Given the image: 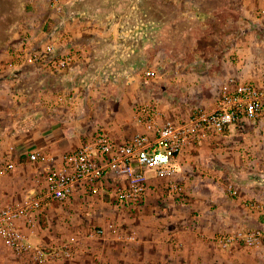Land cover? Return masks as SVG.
<instances>
[{
    "label": "crops",
    "instance_id": "0c3cea01",
    "mask_svg": "<svg viewBox=\"0 0 264 264\" xmlns=\"http://www.w3.org/2000/svg\"><path fill=\"white\" fill-rule=\"evenodd\" d=\"M7 1L8 6L0 4V167L7 162H14L16 168L0 177V206L21 202L44 188L46 167L30 161L29 152L42 149L60 155L65 150H55H74L86 140H82L79 132L72 139L60 136L53 127L57 124L52 119V113L64 98H57L52 92V86L57 88L58 83L63 85L67 81V75L62 71L69 69V73H75V70L88 65L96 68L112 62L111 65L118 74L115 79L118 86L114 91L119 97V108L123 112L121 114L125 115H121L122 119L111 129L112 135L109 134L108 127L98 130H104L113 138L124 139L143 131L134 119V106L139 96L146 97L143 102L150 99H147V89L138 84L139 75L135 73V69L150 63L149 54L157 45L161 50L168 51L171 31L183 30V22H186L184 26L189 29L192 26L194 31L203 27L212 36L224 35L229 41L226 46L234 43L235 36L241 37L243 53L255 52L257 47L264 48V0H212L214 9L210 14L201 9L199 0H184L185 4L194 2L199 9L192 15L183 10L177 16L164 12V6L170 0H66L63 2L62 12L53 7V0H23L22 12L14 10L13 0ZM159 5L162 6L161 11L158 9ZM222 11L227 15L224 19L220 18ZM208 16L215 19L216 24L207 25ZM234 16L239 18L236 22L245 28L235 31ZM43 19L50 22L46 30L38 24ZM59 28L67 34L61 50H66L68 46L80 50L79 56L68 68L52 70L43 63H24L19 60L17 54L25 41H31L35 48H41ZM257 38L261 39V43ZM10 63L14 66H10ZM197 67L200 68L201 64ZM228 67L233 68L232 65ZM231 75L257 86L264 85V77L259 75L231 72L227 78ZM46 76H49V85L45 80ZM225 80L217 77L209 80V84L217 89L213 96L202 100L204 104L200 107H215L220 83ZM159 106L167 117L174 118L163 104ZM254 124L256 123L247 122L231 126L223 134L197 141L179 155L175 178L184 184L185 192L175 196V202L166 200L173 197L167 194L168 179L156 176L153 170H147V199L143 205L133 209L136 219L144 222V230L150 235L141 238L140 242L149 251L146 262L154 264L159 259V264H264V250L254 253L249 251L250 247L242 244L232 253H215L214 249L209 252L210 248H207L208 252L198 251L173 257L156 254L162 252L159 247L161 242L160 238H153L155 233L150 230L154 224H160L164 234L178 235L182 241L199 245V249L204 250L207 245H217L214 237L219 233L236 228H264V125L259 128ZM249 125H252L253 130L246 128ZM242 126H245L247 137L251 136V147L247 149L248 155L243 162L241 174H221L213 163V166L202 168L193 153L195 146L218 141L227 136L229 131ZM249 155L253 157L250 158ZM228 184L234 185L238 191L236 196L227 192ZM97 196L99 194H88L80 189L66 203L49 204L41 214L39 226L31 236L32 241L49 244L56 237L54 232L49 234L54 224L60 225L58 222L67 219L76 202L92 200ZM251 204L260 207H253ZM57 206L64 209L60 210ZM157 213H160L159 216ZM45 220L48 226L43 230L42 222ZM70 236L78 235L70 233L67 238ZM102 241L99 238L89 239L84 252L94 249ZM0 242L2 243L1 239ZM1 243L4 253L9 251L15 257ZM129 243L131 242L126 244ZM4 258L10 259L8 255H4Z\"/></svg>",
    "mask_w": 264,
    "mask_h": 264
},
{
    "label": "rangeland",
    "instance_id": "374dc122",
    "mask_svg": "<svg viewBox=\"0 0 264 264\" xmlns=\"http://www.w3.org/2000/svg\"><path fill=\"white\" fill-rule=\"evenodd\" d=\"M12 2H14L12 4L14 10L22 12L24 9L23 0H13ZM1 3L8 6L9 1L0 0ZM198 3L201 4V9L206 10L208 14L214 9L212 0H199ZM158 9L161 11L162 6L159 5ZM198 9L199 7L194 2L185 4L184 0L181 2L180 0H170V3L164 6V12L173 16L179 15L183 10L187 12L186 14L192 15ZM225 15L226 13L222 11L220 18L224 19ZM238 19L234 16L235 31L245 28L236 22ZM206 20H209L206 21L207 25L216 24L215 19L210 16ZM210 20H213L212 23ZM34 23L36 26L39 24L40 28L45 30L50 26L48 19L40 20L38 24ZM183 24L186 25V22ZM184 25H182L183 30L171 31L168 51L161 50L160 46L157 45L156 48L154 47V51L149 54L150 63L135 69V73L137 72L139 75L138 84L147 89V99L150 98L149 101L163 104L166 107L165 110L169 111L174 118L180 120L188 118L197 107L204 104L202 100L215 94L217 88L213 84H209L211 78L217 77L225 80L231 72L234 74L236 72H240V74L251 73L259 75L261 78L264 77V50H262L264 48L257 47L255 52L243 53L241 37L235 36L234 43L231 46H226L227 39L224 35L215 37L210 33L207 34L203 27L194 31L192 26L189 29ZM257 41L261 43V39L257 38ZM111 64L106 63L103 67L96 68L93 65H88V67L75 70V73L74 71L69 73V69L64 70L65 72L62 71L67 75L65 76L67 81L63 82V85L58 83L57 88L52 86V92L55 96L64 98L58 102L57 108L52 113V119L57 124L53 127L56 128L58 135L72 139L77 137L79 132L82 140H84L98 129L107 127L109 134H111V129H114L119 120L122 119L121 115H125L121 114L123 112L119 108V97L114 91V88L118 86V83H115L118 74ZM150 64H152L151 67ZM200 64L201 67H197ZM228 65H232L233 68L231 67V69ZM148 68L155 70L156 74L153 78L146 80L143 77ZM45 80L49 85V76H46ZM46 91L48 92V89ZM145 98V96H139L135 105L143 102L142 100ZM262 125L264 124H254L255 127L259 128ZM251 126L246 128L253 130ZM244 131L245 126H242L235 131H229L227 136L218 141H210L207 142L208 144L195 146L193 153L195 158L199 160L198 162L202 164V168L214 164L216 168H219L221 174L240 175L244 168L243 162L248 155L247 149L251 147L249 142L251 136L247 137ZM63 150L68 151L67 148L55 151L61 152ZM249 156L250 158L253 157V155ZM225 160H227L226 163ZM175 198L173 196L166 198V200L175 202ZM61 207L57 206L60 210L64 209ZM133 211V209L116 206L106 192L99 194L95 199L76 202L67 219L58 222L60 225L54 224L50 230L49 234L52 235L54 232L56 237L52 238L49 244L60 242L66 239L70 233H75L80 238L81 249L70 259H60L49 264H149L146 262V255H149V251L140 242L141 238L150 235L146 234L144 222L137 220V215ZM159 214L156 215L159 216ZM108 221L115 222L124 232L135 233L137 240L126 244L127 242L117 241L112 235L107 234L104 238H99L100 241H103L99 242L97 247L84 252L90 239L88 233ZM47 226V220L43 221L42 229L44 230ZM150 230L155 233L153 238H160L159 247L162 252L156 254L161 255L173 257L177 254L208 252L207 248H210L209 252L214 249L215 253L221 251L232 253L238 246L240 247L237 245L231 250H223L218 245H215V248L207 245L204 250H201L199 245L188 244L186 241H182L183 239L178 235L164 234L160 224H154ZM42 235L45 237L44 234ZM248 249L256 253L264 250V244ZM4 255H8L10 259H5ZM124 256L127 258L125 259ZM159 263V259L154 261V264ZM0 264L36 263L25 258L14 257L9 251L5 254L0 245Z\"/></svg>",
    "mask_w": 264,
    "mask_h": 264
},
{
    "label": "built area",
    "instance_id": "2783aa9c",
    "mask_svg": "<svg viewBox=\"0 0 264 264\" xmlns=\"http://www.w3.org/2000/svg\"><path fill=\"white\" fill-rule=\"evenodd\" d=\"M64 1L53 0L52 5L62 12ZM66 36L59 28L41 48L25 41L17 57L24 63H43L52 70L66 69L80 54V50L72 46L61 50ZM155 74V70L149 68L144 77L151 79ZM134 119L143 131L124 139L98 130L76 149L60 155L42 149L29 152L30 161L46 167L45 185L21 202L0 206V239L4 246L15 256L36 264L74 257L81 249L78 236L53 244L34 242L31 236L39 226L45 207L53 202H68L80 189L92 195L106 192L116 206L137 209L147 199V170H153L156 176L168 179V195H182L185 186L175 178L178 156L197 141L223 134L231 126L247 122L264 124V85L257 86L231 75L221 84L213 109L197 107L188 118L177 120L167 117L158 103L145 101L134 106ZM15 168L14 162H7L0 167V177ZM226 190L232 196L238 194L233 184H228ZM107 234L117 241L137 240L135 233L124 232L113 221L92 229L88 238H104ZM214 241L223 250L241 244L259 247L264 244V228H236L219 233Z\"/></svg>",
    "mask_w": 264,
    "mask_h": 264
}]
</instances>
